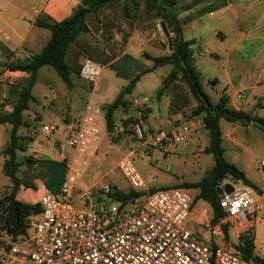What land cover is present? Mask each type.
Wrapping results in <instances>:
<instances>
[{
  "label": "crops",
  "instance_id": "crops-1",
  "mask_svg": "<svg viewBox=\"0 0 264 264\" xmlns=\"http://www.w3.org/2000/svg\"><path fill=\"white\" fill-rule=\"evenodd\" d=\"M80 1L0 0L1 113L11 111L20 91L17 84L28 80L26 73L9 71L5 65L25 61L30 55L39 53L50 39L51 33L49 30L34 26L35 19L43 13L56 22L62 21L71 15L72 11L80 4ZM174 1L176 7L190 6L179 11L177 20L182 28L184 40L192 42L194 62L200 73L202 87L209 96L210 102L216 104L220 96L225 95L229 109L242 111L264 119V0ZM118 4L113 3L110 7H103L97 10L96 13L89 14L85 19L89 32L78 40L80 47L86 49L95 62L98 61L102 63V68L106 67L111 70L108 78L100 77L95 87L97 99L104 101L106 105L111 104L132 79L149 70V72L139 76L131 93L124 96L123 104L114 111L113 129L126 128L133 118L134 111L131 106V99L134 96H146L149 99L148 111L144 120L146 128L173 130L193 119L202 121L201 116L192 115L197 102L190 94L187 86L180 80L179 75L161 95H157L158 90L162 87V82L173 70V65L165 64L153 67V62L150 60V58L170 54L166 37L161 24L154 18V12L147 11L142 3L138 8L128 13V16H125ZM168 35L171 38L169 32ZM121 70L128 74V78H120ZM72 76L76 78L78 84L85 83L79 79L78 75L72 74ZM71 77V86L66 87L69 90H74L75 84L72 82ZM143 78H146V83L151 87L156 102H153V96L137 94L136 89ZM104 79H108L107 84H104ZM120 80L128 83L119 86L117 83ZM35 84L36 82L31 90L33 101L29 104V109L23 113V121L26 124L23 128H29L31 120L36 121L38 118L35 108L33 109ZM85 91L86 98L80 108L75 107V105L72 107L71 101L67 100L65 96L57 100L56 105L64 109V114L59 119L60 124L55 126L56 130L58 129V137L52 144L55 159L50 160L48 163H42L41 156L43 154L41 150L38 152L31 150L27 155L29 157L31 154L32 161L35 162L32 166L34 174L35 172H45L48 175L47 181L45 183L40 182L33 175L30 180L33 188L20 185L16 189L15 199L17 201L25 204H36L40 196L46 191L58 192L64 177L61 180L52 182L49 175L52 173L51 170L57 169L56 164H59L62 166L65 176L61 160L63 156L70 154V150L65 143L66 136L71 125L83 114L84 105L90 95L88 84L85 85ZM118 110H120L119 118L116 119L115 114ZM221 121H226H219L221 147L225 160L224 142L231 147L241 148L243 140L253 142L252 138H256L257 131L260 130L252 123L243 126L240 122H226L227 125L222 130ZM113 129L103 140L108 138L110 141H115L121 149L122 155L130 151H136V154L137 149L144 148L137 144L135 138L128 137L125 130L113 135ZM203 130L207 132L205 128H197L192 131L183 146L187 147L189 144L194 143ZM9 132L10 126L8 124H0V152L2 147L5 148L8 143ZM248 136L251 137L248 138ZM253 144L255 145V143ZM112 146L111 143L108 147L112 148ZM207 147L204 148V152ZM256 147L258 149V144H256ZM151 151L146 150L145 155L147 156ZM226 162L228 161L226 160ZM228 163L236 165L232 162ZM235 167L242 171L247 180L255 185L256 191L253 190V192L259 197L261 211L250 229L254 234L256 233L257 222L264 219V191H261L264 172L258 168L261 178L258 182H255L247 172L248 167ZM145 181L148 180L145 179ZM222 185L223 183L219 186ZM127 190L128 186L123 191ZM194 192H196L197 197L198 190H194ZM260 195L262 196L260 197ZM199 201L204 205L205 211L207 209L211 210L206 201L198 199L194 201L190 216L197 214L194 207ZM203 215L208 220L212 218V215L208 217L207 213L203 214L201 212L196 221L198 229L195 232L200 230L199 221ZM241 234L242 232L235 228L228 229L226 242L231 246H237ZM205 238L210 239V236L206 234ZM234 239L235 242H233ZM216 241L222 244L220 240L217 239Z\"/></svg>",
  "mask_w": 264,
  "mask_h": 264
},
{
  "label": "built area",
  "instance_id": "built-area-1",
  "mask_svg": "<svg viewBox=\"0 0 264 264\" xmlns=\"http://www.w3.org/2000/svg\"><path fill=\"white\" fill-rule=\"evenodd\" d=\"M101 71L102 66L94 60H81L78 77L89 85L90 95L82 116L66 136L70 154L61 160L64 179L57 193L46 191L40 196L36 203L40 212L27 218L24 234L12 239L0 226V264H255L242 258L236 246H229L224 233V228L249 231L261 211L259 197L241 182L219 198L225 216L212 224L203 215L197 232L184 227L196 198L194 190L149 189L131 162L136 151L124 154L116 165L127 191L117 189L105 177L90 185L82 183L108 135L102 111L106 103L97 99L95 89ZM148 103L146 96L132 97L134 116L126 128H114L113 135L125 130L147 151L171 152L184 144L192 131L204 128L199 119L173 130L146 128ZM55 131V126L41 128L47 139L53 138ZM257 167L264 172V160ZM128 193H133L129 199H119V194Z\"/></svg>",
  "mask_w": 264,
  "mask_h": 264
},
{
  "label": "trees",
  "instance_id": "trees-1",
  "mask_svg": "<svg viewBox=\"0 0 264 264\" xmlns=\"http://www.w3.org/2000/svg\"><path fill=\"white\" fill-rule=\"evenodd\" d=\"M123 1L81 0L80 4L72 11L70 16L59 22L52 20L43 13L39 14L35 19L34 26L50 31L51 36L48 42L39 53L30 55L25 61L5 65L9 71L23 72L28 75V80L19 87L18 98L11 111L9 113L0 112V124H8L10 126L8 143L2 151L7 157L2 169L12 187L11 192L0 199V226L6 228L12 239H16L19 235L25 233L27 218L31 214L40 212L38 204H25L15 199V191L20 185L33 188L31 181H20L17 178L16 173L21 165L17 162L16 156L18 152H24L26 150L21 143V140L26 139L20 137L18 131L26 126L23 121V113L29 109V104L33 101L31 90L36 82L37 72L40 68L48 66L53 69L67 87H70L71 75H78L80 69V64L78 65L79 58L88 57L94 60L87 53V50L80 47L78 43L79 38L89 32L85 23L86 17L89 14L96 13L100 8L110 7L113 3H120L123 14L128 16V13L133 8H137V4L133 3L130 9L126 7L124 4L125 1ZM145 5L148 11L154 12V18L156 20H160L165 24L166 29L171 34L172 41V49L169 55L150 58L153 62V67L163 66L165 64L173 65V70L162 82V87L158 90L157 95H161L177 76H180V80L187 86L190 94L197 102V106L192 111V115L202 117L204 128L207 130L209 136V145L205 149V152L212 154L214 159V166L205 173V176L200 181L192 184H182L178 187L198 190V195L195 200L202 199L210 205L212 211L211 223L216 224L225 216L219 208L217 188L227 178L235 182H241L256 191L255 185L247 180L244 173L224 159L219 121L225 120L230 123L240 122L243 126L252 123L264 131V119L242 111L229 109L225 95L220 96L216 104L210 102L209 96L202 87L200 73L194 62L191 48L192 42L184 40L182 28L177 20L179 11L187 9L190 6L176 7L174 0H145ZM73 47L76 50L75 58L69 60V52ZM96 62L102 66V63ZM147 72L149 70L144 71L132 79L111 104L102 106L108 133H111L113 129L114 111L118 106L123 104L124 96L131 93L139 76ZM25 159L27 166L31 169L35 162L29 157H25ZM132 195L133 193L119 194L118 197L122 201H126ZM224 233L227 238V228H224ZM254 240L252 230L244 232L239 236V244L235 248L241 253L242 258L250 260L255 264H264V259L253 254L255 248Z\"/></svg>",
  "mask_w": 264,
  "mask_h": 264
},
{
  "label": "rangeland",
  "instance_id": "rangeland-1",
  "mask_svg": "<svg viewBox=\"0 0 264 264\" xmlns=\"http://www.w3.org/2000/svg\"><path fill=\"white\" fill-rule=\"evenodd\" d=\"M124 1L126 7L130 9L133 3L137 4V8L142 3L146 7L145 0ZM118 5L121 7L120 3ZM145 9L147 10V8ZM158 23L164 24L160 20H158ZM75 51L74 47L70 50L69 60L75 58ZM82 59L83 57L78 61V65L81 63ZM122 72L123 70L120 72V78H128V74L125 71ZM109 73H111V70L103 67L101 77L108 78ZM71 79L75 84L74 90H69L51 68L43 67L39 70L33 90L35 96L33 109L35 108L38 118L36 121L31 120L32 122L29 128H21L19 131L20 137L26 139L21 140L26 150L24 152H18L16 156L17 162L21 165L16 173L20 181H30L33 175L40 182L45 183L47 181L48 175L45 172H35L34 174L32 168L30 169L27 166L25 157L29 155L28 152L31 150L37 152L41 150L43 154L41 156L42 163H48L50 160L55 159L53 156L52 144L58 137V129L52 139H47L41 133V128L43 125L58 126L60 124L59 119L64 114V109L56 105V102L61 99V97L65 96L67 100H70L72 107L75 105V107L78 106V108H80L83 100L86 98L85 85L87 84L83 82V84H78L74 76H72ZM103 82L107 84L108 79H104ZM24 83L25 82L18 83L17 87H20ZM127 83L126 81L120 80L117 84L120 86L126 85ZM136 91L139 95L147 94L150 97L153 96V102H156L151 87L146 83V78H143ZM52 100L54 101L53 104ZM119 112L120 110L115 114L116 119L119 118ZM226 125V122L221 121L222 130L225 129ZM250 137L248 136V138ZM252 139L253 142H247L245 141L246 139L243 140L241 148L231 147L226 142L223 143V147L226 160L236 164L235 166L240 168L248 167L247 172L250 178L258 182L261 178V173L257 167V163L260 160H264V132L258 130L257 137ZM110 142L113 144L112 148L108 147L109 144H111ZM208 143V133L203 130L194 143L189 144L187 147L183 146L185 143L181 144L176 150L171 152L154 149L146 156V150L144 148L137 149V153L131 158V162L149 189L173 188L181 186L182 184H192L200 181L205 176V173L211 170L214 165L213 155L204 152V148L208 146ZM253 143H255V145ZM256 144H258V149ZM3 150L4 147H2L0 152V199L9 194L12 188L9 179L5 176L2 169L3 163L7 160V157L2 152ZM122 157V151L118 147V144L115 141H110V139L105 138L99 146L97 155L87 168L82 178V183L90 185L94 181L105 177L106 180L110 181L117 189H126L127 183L116 168L117 163ZM29 158L32 160L30 156ZM56 167L58 170H51L52 173L49 175L52 178V182L61 180L64 177L62 166L56 164ZM145 179L148 181H145ZM223 184L230 185L233 188L239 187L240 185L230 178H227ZM194 208L197 214L191 216L189 214L184 224V227L191 232H195L198 229L196 221L200 217L201 212L203 214L207 213L208 217L212 215L210 209L204 210L205 207L200 201L196 203ZM254 237L255 248L253 253L257 257L264 259V219L261 222H257ZM233 242H235V239ZM232 247L234 248V246Z\"/></svg>",
  "mask_w": 264,
  "mask_h": 264
},
{
  "label": "water",
  "instance_id": "water-1",
  "mask_svg": "<svg viewBox=\"0 0 264 264\" xmlns=\"http://www.w3.org/2000/svg\"><path fill=\"white\" fill-rule=\"evenodd\" d=\"M161 28L163 30V33H164L165 37H166V40H167V43H168V49L171 51V49H172L171 38L168 35V32L166 30L165 25L162 24V23H161ZM232 191H233V187L230 186V185H224V187H222V188H219V187L217 188V194H218L219 198H221L222 195L230 194Z\"/></svg>",
  "mask_w": 264,
  "mask_h": 264
}]
</instances>
